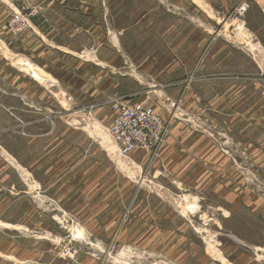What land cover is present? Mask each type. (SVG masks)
Wrapping results in <instances>:
<instances>
[{
  "label": "rangeland",
  "instance_id": "rangeland-1",
  "mask_svg": "<svg viewBox=\"0 0 264 264\" xmlns=\"http://www.w3.org/2000/svg\"><path fill=\"white\" fill-rule=\"evenodd\" d=\"M13 6H0V264H264V0ZM50 20L45 44L33 24ZM113 99L157 110L156 151L121 154Z\"/></svg>",
  "mask_w": 264,
  "mask_h": 264
},
{
  "label": "built area",
  "instance_id": "built-area-1",
  "mask_svg": "<svg viewBox=\"0 0 264 264\" xmlns=\"http://www.w3.org/2000/svg\"><path fill=\"white\" fill-rule=\"evenodd\" d=\"M27 18L16 17L11 26L21 28ZM108 133L121 152L128 155L136 150L156 151L163 142L166 125L157 110L141 101L113 99Z\"/></svg>",
  "mask_w": 264,
  "mask_h": 264
},
{
  "label": "crops",
  "instance_id": "crops-1",
  "mask_svg": "<svg viewBox=\"0 0 264 264\" xmlns=\"http://www.w3.org/2000/svg\"><path fill=\"white\" fill-rule=\"evenodd\" d=\"M11 5L13 6V0H0V6L2 7V10H5L6 8H7V10H9L10 9V7H11ZM14 7V6H13ZM67 11H69V12H74V11H76V10H69V9H67ZM86 11H89L88 9H86ZM83 12H85V11H83ZM90 12V11H89ZM84 17V16H83ZM39 17H37V18H35V19H38ZM38 21V20H37ZM37 21H35L34 22V26H33V29H34V32H35V34H37L38 36H40L41 38H42V41L45 43V44H47L45 41H44V38L45 39H48V40H51L52 39V37L50 36V32H48V30H47V28H45V27H49L50 29L52 28V27H54L53 26V23H52V21L50 20L48 23L46 22L45 23V26L44 27H42L41 25H38L37 26V24H36V22ZM43 29V30H42ZM22 62H23V64L26 66V65H28L29 66V68L31 69V68H33V71L35 70V71H37L38 73H39V76H37V75H35L37 78H39V79H43V75L40 73V71L38 70V69H36L34 66H31L26 60H22ZM32 70V69H31ZM19 74V73H18ZM34 75H33V77H35ZM35 77V78H36ZM22 85H18V91L20 92V87H21ZM52 86V85H51ZM24 88H25V85L23 86ZM4 93H6V94H9L10 95V93H8V91H6V90H2ZM26 90L24 89H21V93H24ZM13 95V94H12Z\"/></svg>",
  "mask_w": 264,
  "mask_h": 264
},
{
  "label": "bare ground",
  "instance_id": "bare-ground-1",
  "mask_svg": "<svg viewBox=\"0 0 264 264\" xmlns=\"http://www.w3.org/2000/svg\"><path fill=\"white\" fill-rule=\"evenodd\" d=\"M1 47V46H0ZM6 52V50L4 51V53ZM26 66H28V65H26ZM33 73H34V75H37V76H39V73L37 72V71H33ZM120 166V165H119ZM124 167V166H123ZM127 170V169H126Z\"/></svg>",
  "mask_w": 264,
  "mask_h": 264
}]
</instances>
